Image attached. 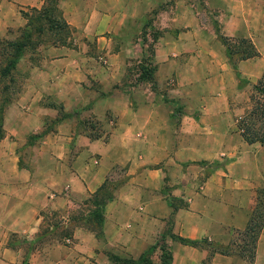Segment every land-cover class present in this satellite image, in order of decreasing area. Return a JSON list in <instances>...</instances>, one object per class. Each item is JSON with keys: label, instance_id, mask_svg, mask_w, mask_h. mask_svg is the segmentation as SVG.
I'll list each match as a JSON object with an SVG mask.
<instances>
[{"label": "crops", "instance_id": "crops-1", "mask_svg": "<svg viewBox=\"0 0 264 264\" xmlns=\"http://www.w3.org/2000/svg\"><path fill=\"white\" fill-rule=\"evenodd\" d=\"M237 1L226 13L203 1L219 34L257 51L234 68L198 4L57 0L68 41L33 35L0 77V264H159L161 244L170 264H264V221L250 259L242 233L264 195V142L235 128L228 92L236 71L264 66V0ZM44 2L0 0V39ZM101 185L111 197L95 219Z\"/></svg>", "mask_w": 264, "mask_h": 264}, {"label": "trees", "instance_id": "trees-1", "mask_svg": "<svg viewBox=\"0 0 264 264\" xmlns=\"http://www.w3.org/2000/svg\"><path fill=\"white\" fill-rule=\"evenodd\" d=\"M57 0H45L39 8H30L29 12L20 11L21 15L27 18L24 28L20 29L19 35L12 40L0 39V77L7 76L10 70L14 67L17 58L22 54L24 49L35 43L37 38L33 35H38L44 29L52 30L55 34V41L63 42L69 30L61 18L57 9ZM46 26V28H44ZM218 38L224 46L225 54L232 61V55L236 54L237 59L242 60L257 55L252 42L244 37H235L234 43H229L226 36L219 33ZM33 37V38H32ZM156 36L151 39L154 40ZM54 42V41H53ZM150 50V49H149ZM233 63V61L231 62ZM147 68L140 65L139 77L151 78L153 66L147 62ZM235 74L239 75L236 71ZM235 128L239 131L243 139L247 142H264V66L252 83L250 93L248 95V105L243 112L235 118ZM93 193L91 198L94 206L93 216L95 219H100V209L104 202L111 197L109 191H103L104 186ZM264 221V195L262 189L257 190L256 202L251 210L247 224L242 231L246 236V246L248 244V258H251V248L253 247L257 233L259 232ZM179 241L197 245L199 241L179 238ZM160 262L159 264H170V252L164 246L160 245ZM112 264H139L144 258L133 260L116 255L109 256Z\"/></svg>", "mask_w": 264, "mask_h": 264}, {"label": "rangeland", "instance_id": "rangeland-1", "mask_svg": "<svg viewBox=\"0 0 264 264\" xmlns=\"http://www.w3.org/2000/svg\"><path fill=\"white\" fill-rule=\"evenodd\" d=\"M204 0H185V2L187 3L188 5V8L189 10H192V5L193 6H196L195 4H198V10L200 12H204L205 11V15L206 17L208 18V23L209 25L212 27V29L214 31H216V33H218V29H219V22L217 21V18H215L218 14H219V11L220 12H228L229 11V5L234 3L233 0H223L222 4L219 5L218 9L219 11H217V9H212V8H208L204 5L203 3ZM172 3V6H174L175 4ZM240 1L238 0L237 1V6H240ZM264 1H262L260 3V5L264 6L263 5ZM178 4V3H177ZM192 4V5H191ZM257 4H259V1H257ZM242 5V4H241ZM192 7V8H191ZM159 10V7L152 10V13L153 14H156L157 11ZM148 25V27H147ZM44 28H46V26H44ZM143 28L145 29L144 32H141V35L144 36V38L146 37L144 33H147V35L150 37V39L153 37V36H157L158 34H160V30H158V28L155 26V24H151L149 19H147V21L144 23V26ZM46 30V29H44ZM220 32V31H219ZM235 37L237 36H229L227 37L228 38V42L229 43H234V39ZM147 38V37H146ZM43 41H46V40H49L48 37H44V38H41ZM65 41H68L66 38H64ZM220 41V40H219ZM258 46L259 48H261L262 50V56L264 57V39L262 40H258ZM35 45V43H32L31 45H29L28 47H26L28 50H30L31 48H33ZM224 47V46H223ZM224 50V48H223ZM231 61V60H230ZM232 61H233V65H234V68H235V64L239 61V59H237V55L236 54H233L232 55ZM231 61V62H232ZM143 67H146L147 68V64L143 65ZM261 70V69H260ZM250 71V79H247L246 75L240 73V75L237 76V74H235V85H233V77L231 78L230 76V85H229V89H228V92H229V108L230 110L232 111L234 115L233 118H237L242 112L243 110L247 107L248 105V95L250 93V88H251V85L252 83H254V81L256 80V78L259 76L260 74V71L257 70V68H255V66H252L251 69L249 70ZM238 85V86H237ZM235 86V87H234ZM115 179L119 180L120 179V176H115ZM106 187H108L106 185ZM104 188L103 191H109V188ZM56 220L54 218L51 219V222L54 223L53 221ZM243 242L245 243L246 245V236L243 235ZM23 245L22 246H25V242L22 243ZM247 247H248V244H247Z\"/></svg>", "mask_w": 264, "mask_h": 264}]
</instances>
